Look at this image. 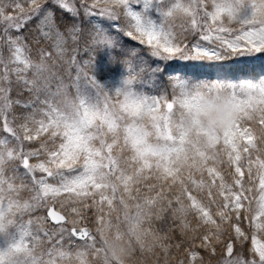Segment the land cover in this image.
Listing matches in <instances>:
<instances>
[{
  "label": "snow or ice",
  "instance_id": "obj_1",
  "mask_svg": "<svg viewBox=\"0 0 264 264\" xmlns=\"http://www.w3.org/2000/svg\"><path fill=\"white\" fill-rule=\"evenodd\" d=\"M48 2L49 0H28L29 7L25 9L19 0H0V24L4 25L0 39L5 40L10 53L7 63L0 56V64H4L0 82H7L11 71L30 88H38L37 81L43 73L49 71L46 60L50 58V53L41 50L40 61L34 62L24 38L11 34L12 31L21 32L34 19L41 35L45 39L54 40L53 50L58 56H63L66 51L65 40L54 24V9L47 6ZM206 2L207 0H169L166 9L162 0H92L90 6L86 5V0H81V5L86 16L99 18L96 33L99 39L96 43L107 50L113 49L116 41L104 29L105 21L111 30L122 33L141 45H147L151 55L161 61L181 59L216 62L232 60L240 64L264 63V0H210L211 10L206 8ZM51 3L76 14L74 5L70 6L65 0H51ZM8 8L12 11H6ZM97 8L98 12L93 11ZM197 8L203 12L202 16ZM153 12L158 18L153 17ZM177 15L190 18L191 28L201 30V38L216 42L217 47L206 48L199 43L188 46L178 42L171 26L165 23L168 18ZM224 17L230 21H238L240 27L235 30L226 27L223 24ZM121 19L125 22L124 26L120 23ZM74 32L75 26L70 30V35ZM72 38L77 39L75 35ZM95 59L93 57L80 65L73 56L72 63L77 66V82L80 72H84L85 78L96 89L97 94H103V107L93 103L90 97L82 93L77 83V95L74 99H70L65 93L62 106L45 100L43 103L46 108L39 110L40 119H36L35 115L25 117V123L20 125L24 133L22 138L11 126L8 117L13 103L19 101L10 100L8 89L0 86V119L3 131L11 134L17 141L16 147H9V141L0 138V235L3 237L0 240V264H56L53 253L62 259L67 256V253L56 249L50 250L52 259L45 260L35 255V242L38 238L30 232L32 221L25 224L15 219L18 213L43 206H47V216L52 221L73 225L71 236L87 238L90 241L88 247L93 250L92 254L102 264H115L107 252L109 235L117 239L127 238L130 245L135 241L141 252L152 251L153 246L162 238L151 228L144 227V224H150L154 214L157 219L160 218L163 209H158L156 213H153V209L165 200L169 207L173 199L178 205L173 209V215L180 219L182 229L189 227L186 220L188 213L195 212L204 224H211L216 228L215 233L210 232L204 236V241H208L210 236L219 239L220 225L213 219L208 207L193 196L185 185L183 170H189L187 179L192 185L199 189L208 188V196L213 202V188H217L216 194L223 198L224 203L217 206L216 215L222 222L229 220V210L243 207L242 200L248 199L245 192L252 191L251 188L244 189L243 165L238 163L242 159L240 151L237 150L239 140L244 138H247L243 153L248 154L244 159L247 160L249 180L258 178L259 181L258 208L251 216V224L255 229L251 236V251L255 258L247 260L233 257V244L228 243L222 264H264V158L260 155L252 158L250 149L257 153L261 151L254 142L259 137L254 136L248 127L241 129L242 121L251 120L258 123L264 132V77L259 82H245L239 86L228 78H218L210 86H190L187 80H180L174 85L179 87V94L168 101L165 96L157 97L137 91L134 87L135 77L124 75L123 72L116 84L101 83L94 74ZM9 63L17 67L9 70ZM85 69H90L91 75ZM29 70H33L36 79L28 80L20 75ZM59 91L58 89L57 94ZM222 91L230 94L231 103L238 112L233 123L219 134L205 133L190 126L187 117L199 108L201 100L206 95L211 96ZM45 133L48 134V140L41 144L40 150H24L25 141L36 140ZM49 141L53 145L51 148L48 147ZM221 141L224 145L221 151L227 154L228 162L235 166V174L240 177L234 176V184L239 191L224 181L215 166L208 164L209 161H217L219 153L216 145ZM118 146L127 148L132 153L130 160L125 161L132 167L130 173L120 167L119 154H114V147ZM41 152L47 159L30 163V157H39ZM14 161H19L26 174L32 177L35 194L30 201L21 203L12 196V193L19 192V188L11 182L12 178L5 176V169ZM151 169L155 170L154 174L158 173V179L170 182L171 185L179 183L181 189L173 199H168L161 189L155 196H145L142 203L137 202L134 205H130L121 196L119 204L123 208V222L126 226V229H122L119 216L115 223L111 219V213L117 211L114 203L116 194L122 185L123 192L128 194L129 199H135L131 196L132 186L146 179L145 172ZM192 169L201 174L206 170L211 183L205 182L203 178L199 181L193 179L190 171ZM253 169L256 177L252 175ZM36 172L42 175L37 177ZM48 178L57 182L50 183ZM217 180L220 181L218 186ZM152 187L154 186H150V191ZM62 193L69 194L68 199L75 196L73 204L89 196L99 195V201H93V206L103 213L96 217L99 247L96 237L86 227H75L81 219L86 218L85 210L89 205L85 203L83 209L70 207L69 211L76 219H69L61 212L67 200L60 202V210L55 207L57 198ZM184 197L190 201V205H185ZM104 204L107 205L108 212H104ZM11 227H15L16 231H9ZM233 227L238 238L247 239L238 226ZM60 232L67 233L68 229L61 226ZM149 238L151 244L147 243ZM203 246L207 247L206 244ZM160 247L167 252V246L160 244ZM86 255L85 252L76 254L80 264H89ZM21 256L24 257L23 260ZM197 257V252L188 251V264H192ZM180 264H184V261L181 260Z\"/></svg>",
  "mask_w": 264,
  "mask_h": 264
},
{
  "label": "rangeland",
  "instance_id": "obj_2",
  "mask_svg": "<svg viewBox=\"0 0 264 264\" xmlns=\"http://www.w3.org/2000/svg\"><path fill=\"white\" fill-rule=\"evenodd\" d=\"M7 2V0H5ZM19 3L25 8L28 9L29 3L28 0H19ZM65 3L69 4L70 6L75 7V13L69 12L67 10L61 9L58 5H53L51 3V0L48 2V7L56 8L60 11L59 14L61 15L59 18L53 19L54 24L58 31L63 35L65 43L64 48L66 51L64 52L63 56H58L56 52L53 50V43L54 40L52 39H45L41 35L40 29L36 27L37 21L34 19L32 20L28 25H26L21 32L17 33L15 31H12V36L21 35L24 38V43L28 46V49L30 50L31 58L34 62L40 61V52L41 50H44L48 53H50V58L46 60L47 65L49 66V71L42 74L40 79L37 81L38 88H30L28 85L24 83V81L18 80L15 73L9 72V80L7 82H0V86H3L8 89V97L13 102L19 101V103H13V107L11 111L8 113L9 120L11 121V126L15 129V131L23 137L24 133L23 130L20 128V125L25 123V117L35 115L36 119H40V109L46 108V104L43 103L45 100H49L55 104L61 105L63 103L65 93L70 99H74L77 95V83L79 86V89L82 93L86 94L88 97H90L91 101L93 103L100 104L101 107H103L104 104V96L103 94H97V91L95 88H93L88 80L85 78L84 72H80L79 80L77 82V66L72 63V57L75 56L76 60L79 61L80 65H83L85 61H90L93 57H96L95 59V66H94V74L96 78L101 83H111L116 84V82L119 80L121 73L123 72L124 75H130L135 77V83L134 87L137 91L143 92L148 95H155L157 97L165 96L168 101H171L175 95L179 94V87H174V85L180 81V80H187L182 78L179 75H167L163 77H158V86H153L154 80L152 77V73L149 72L146 69V66L148 64H157V63H165V61H161L151 55V50L147 45H141L138 41H134L129 37L124 36L122 33L115 32L109 28V24L107 21L104 22V29L106 30L107 34L111 36V38L117 42V38L114 36L116 35L118 37L119 46H116L111 49L107 50L103 47L99 46L96 43V40L99 39V37L96 35L97 28L99 27L98 17H88L84 13L83 6L81 5V0H65ZM92 3V0H86V5L90 6ZM163 6L166 9L169 5V0H162ZM206 8L208 10H211V3L210 0H207L206 2ZM6 11L11 12L12 9L8 8ZM93 11H99V9H93ZM197 12L200 16L203 15V12L197 8ZM58 14V13H57ZM154 18H158L157 14L155 12L152 13ZM86 19V23H84V32L81 33L80 26H81V20ZM66 21L69 23V25L66 27L57 22L56 20ZM81 19V20H80ZM91 25H90V24ZM121 25L124 26V20L121 19L120 21ZM166 25H170L172 28L173 33L176 36V39L178 42L182 43V45H188L191 46L192 44L199 43L202 47L206 48H213L217 47L216 42L214 41H206L201 38V30H193L190 26V18L184 17L182 15H177L174 18H168L165 21ZM201 24H203V20H201ZM223 24L226 27L232 28L233 30L238 29L240 27L239 22L236 20H228L227 17L223 18ZM75 26V32L70 35V30L72 27ZM3 24H0V37L3 36ZM47 31V29H44ZM72 35H75L77 39L73 40ZM226 35V34H225ZM121 40H126L127 42H122ZM116 48V49H115ZM119 48V49H118ZM125 48L124 50H121ZM127 49V50H126ZM9 49L7 44L5 43L4 39H0V56H2L5 63L9 60ZM206 62H212V63H230L238 64V65H244L237 62H234L232 60H225V61H207ZM153 62V63H152ZM168 62H177V63H183L184 60L181 59H175ZM201 62V61H198ZM17 67L15 64H8L9 70L12 68ZM22 67V65L20 66ZM143 70L148 71V75L142 79V73ZM4 71V64H0V76L3 75ZM91 75L90 69H85ZM22 77H26L28 80L36 79L33 75V70H29L27 73H21ZM261 79H259L256 82H259ZM46 81V83H45ZM190 86H195L198 84L199 86H210L211 83L217 81H210V80H200V81H189ZM237 86H239L242 83L248 82V81H234ZM227 82V81H225ZM59 91V94H57ZM163 105V101L161 102ZM31 127H35L34 125H30ZM243 127L250 128L254 136L259 137V139H256L254 142L257 145V148L261 151L257 153L254 150L250 149L251 156L254 159L256 155H260L262 158H264V132L261 131V126L251 120H244L241 122V129ZM0 138H6L9 141V147H16L17 141L14 139V137L11 136V134L6 133L3 131V123L2 119H0ZM48 140V134L45 133L39 137H37L36 140L33 141H25L24 142V150L25 151H31V150H40L41 144ZM98 143V141H97ZM247 144V138L239 140L238 145V151L241 153V161L238 162L242 167V171H244V176L242 178V184L244 186V189L251 188L252 191L245 192V195H247V200H242L243 207L245 209H250L251 213L254 214L255 210L258 208V202H259V181L258 178H255L253 181L249 180L248 172H247V160L244 159V157L248 154L243 153V147ZM120 145H123V141H120ZM48 147L51 148L53 145L51 142H48ZM114 154H122L125 161H129L130 157L132 155L131 151L127 148L122 147H114ZM224 148L223 142L221 141L216 145V151L219 153L217 157V161L213 163L212 161H209V166H215L220 173L222 174L224 181L228 184H232L234 186V190L239 191V188L235 186L234 184V176L235 174V166L231 165L228 162L227 154L221 149ZM234 155V154H233ZM47 157L44 155L43 152H41V155L39 157H30V163H37L41 160H46ZM122 166L121 160H120V167ZM122 168V167H121ZM123 169L127 172L132 171V167L129 166V163L123 165ZM154 169L146 170L145 175L146 179H143L139 184V186H144L145 190L142 191V193L139 196H134L137 193L131 192V196L135 199H129L128 194L123 192V186L121 185L119 190L120 192H117V199L114 201L117 211H114L111 213V219L112 222H116V217H120L121 222V228L126 229V226L123 222V208L119 204V199L121 196L130 204L134 205L137 202L142 203L143 198L145 196H155V193L158 191H161V189L164 190L166 196L168 199H173V197L179 193L181 189V185L179 183L175 185H171L170 182L163 181L158 179V173L154 174ZM191 175L193 179H196L199 181L201 178L207 183H211L210 178L208 177L207 171L205 170L203 174L196 171L195 169L190 170ZM35 175L39 177L42 175L40 172H36ZM189 175V170L185 168L183 170V177L185 185L189 188L192 195L195 196L200 202H202L205 206L208 207L210 214L212 215L213 219L216 218V213L214 209L218 208V205H211L210 200L207 201L208 196V188L205 187L203 189H199L191 184V182L187 179ZM253 177H256L255 169H253L252 172ZM5 176L12 178L11 182L19 188L18 193H12L13 198L18 199L21 203L24 201H30L31 197L35 194L34 193V185L32 183V177L29 174H26V170L23 168L22 164L19 161H14L12 163H9L5 169ZM236 178H240L236 176ZM50 183H56L57 181L52 180V178H48ZM157 181V182H155ZM220 181L217 180L216 184L219 185ZM134 185V186H137ZM189 185V186H188ZM150 186L152 187V190L150 191ZM133 187V186H132ZM204 192V193H203ZM214 193V199L217 198L220 200L219 205H223L224 200L222 197L217 195V188H213ZM69 194L62 193L60 197L57 198L55 207L60 210V202L67 200L66 206L61 212L67 216L69 219H76L75 215L70 213L69 209L72 206H77L83 209V205L86 203L89 205V207L85 210V217L84 219H81L79 224L75 225V227H81V226H88L92 229V235L96 237L97 240V247L100 246L99 244V234L96 231L97 224H96V217L98 214L102 215L103 213L98 212V208L93 206V201H99V195L89 196L85 200H81L73 204V201H75V196H72L71 199H68ZM209 197V196H208ZM204 198V201L203 199ZM217 199L215 201L217 202ZM51 202V201H50ZM251 202V203H250ZM184 203L185 205H190V201L187 200L186 197H184ZM169 207L167 204V200L158 203L157 207L153 209V213H156L158 209H163V211ZM172 207V214L173 215V209L178 207V205L175 203V200L173 199V203L171 205ZM104 212H108L109 209L106 204L103 205ZM240 208V209H241ZM47 206L43 207H37L31 211H25L22 214H17L15 219L17 222H23L27 224L28 221H32V224L30 225V232L33 236L38 238V241L35 242L36 246L34 248V254L41 257L42 259H52L53 255L56 261V264H80V261L76 258V254L78 252L82 251H72L71 246H74L75 240L70 235V229L73 227L72 224H65L63 227L68 229L67 233H61L60 228L53 226L49 224L48 220L45 217ZM161 212V214L163 213ZM238 211V210H237ZM160 214V217H161ZM189 213L186 217V220L188 219ZM176 218V217H175ZM155 214L153 215L151 221L156 220ZM180 221L179 218H176ZM151 223V222H150ZM144 227L151 228L153 232V226L149 223H145ZM185 232H189V228L184 229ZM9 231H16L15 227H11ZM156 233V232H155ZM159 237L162 239L158 241L152 248L151 252H156L152 256H145L146 254H149L151 252L145 250L144 252H141L139 245L135 244V241H133V247H134V255L131 259V264L134 263V261H140L142 264H147L148 261L155 263V264H164L167 263V259L169 258V250H170V244H168V240L165 236L160 235L156 233ZM3 237L0 235V240H2ZM220 241H222L220 239ZM90 241L85 240L83 242V246L81 248H87L88 251H86V260L89 262V264H102V261L94 256L92 254L93 250L88 247V244ZM148 244H151L152 241L149 238L147 241ZM160 244H163L167 246V252L160 247ZM252 248V245H251ZM250 248V250H251ZM59 250L67 253V256L63 259L59 255H50V250ZM226 249V246H225ZM82 250V249H81ZM188 256V253H187ZM226 256V254H225ZM181 260H182V253L180 254ZM24 257L21 256V260H23ZM224 259V258H223ZM223 259L219 264H222ZM258 259V258H257ZM159 260V262H158ZM180 260V261H181ZM166 261V262H165ZM185 264H188V260L184 261ZM205 264L207 262L205 261Z\"/></svg>",
  "mask_w": 264,
  "mask_h": 264
},
{
  "label": "trees",
  "instance_id": "obj_3",
  "mask_svg": "<svg viewBox=\"0 0 264 264\" xmlns=\"http://www.w3.org/2000/svg\"><path fill=\"white\" fill-rule=\"evenodd\" d=\"M51 8L54 9L53 19L59 18L61 15L58 11L60 10L53 7ZM56 21L62 25L64 24L63 28L64 26L67 27L69 25V23L66 21L63 22L58 19ZM84 23H86L85 18L81 20V33L84 32ZM114 36L117 38L116 43L117 46H119L118 37L116 35ZM122 42L127 41L121 40V43ZM124 49L125 48L121 50ZM146 69L152 73V77L154 80L153 86H158V77H163L170 74L179 75L184 79L194 82L200 80L214 81L218 78L221 80H225V78H228L234 81L256 82L264 77V63L244 64L242 66L233 64L232 62L217 64L206 61L198 62L184 60L183 63L165 62L151 65L148 64L146 66ZM147 70H143L142 79L148 75ZM202 199L204 201V198ZM208 199L210 198L207 196V201ZM210 204L219 205L220 200L217 199V202H213L212 200H210ZM214 211L215 213H217L218 208L214 209ZM238 212L239 217H237V210L230 209V219L223 222L220 220L219 216H216L214 220L218 225H220L219 239H217L215 236H210L208 241H204L203 238L205 235H208L210 232H216L215 226L211 224H204L195 212H189V216L187 219V222L189 224V232L187 231L184 233L185 230L181 228L180 221L176 219L174 215H171L172 207L167 208L161 214V217L159 219H156L150 223V225L153 226V230L156 233L165 236L168 240V244H170L171 246L169 250V258L166 260L167 263L164 264H180L181 253L182 260H188V251H195L198 253L197 259L193 261L192 264H205V261L207 262V264H219L221 260L225 258V246L227 248L228 243L233 244V257H241L247 260L255 258L254 253L250 250L251 236L253 231L255 230L251 224V216L253 214L251 213V211L245 208L239 209ZM233 225L238 226L245 234L247 239H245L244 237L238 238ZM220 239L222 241H220ZM205 244L207 245V247L203 246ZM84 250L87 251L86 249ZM155 253L156 252H151L149 254H146L145 256H152ZM134 264L136 263L134 262ZM137 264H142V262L138 261ZM147 264L155 263H152L149 260Z\"/></svg>",
  "mask_w": 264,
  "mask_h": 264
},
{
  "label": "clouds",
  "instance_id": "obj_4",
  "mask_svg": "<svg viewBox=\"0 0 264 264\" xmlns=\"http://www.w3.org/2000/svg\"><path fill=\"white\" fill-rule=\"evenodd\" d=\"M237 115L230 94L222 91L211 96L206 95L201 100L199 108L187 117V121L190 126L199 128L202 132L219 134L233 123ZM201 139L203 140L204 137L202 136ZM107 239V252L115 264H131L135 250L133 245L128 243L127 238L117 239L109 235Z\"/></svg>",
  "mask_w": 264,
  "mask_h": 264
},
{
  "label": "water",
  "instance_id": "obj_5",
  "mask_svg": "<svg viewBox=\"0 0 264 264\" xmlns=\"http://www.w3.org/2000/svg\"><path fill=\"white\" fill-rule=\"evenodd\" d=\"M46 216H47V212H46ZM48 217V216H47ZM48 219H49V221H50V223H52V224H54V225H60V224H63L64 222H54V221H52L51 220V218L50 217H48ZM77 229H79V228H77ZM88 230H89V232H90V229L89 228H87ZM77 240H83V239H80L79 238V236L77 235V236H74ZM85 239V238H84Z\"/></svg>",
  "mask_w": 264,
  "mask_h": 264
},
{
  "label": "bare ground",
  "instance_id": "obj_6",
  "mask_svg": "<svg viewBox=\"0 0 264 264\" xmlns=\"http://www.w3.org/2000/svg\"><path fill=\"white\" fill-rule=\"evenodd\" d=\"M154 221V220H153ZM152 222V221H151Z\"/></svg>",
  "mask_w": 264,
  "mask_h": 264
}]
</instances>
